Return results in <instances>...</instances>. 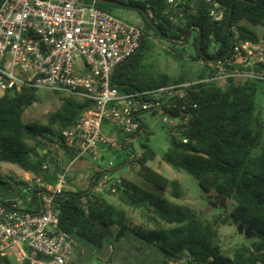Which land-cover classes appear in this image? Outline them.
Segmentation results:
<instances>
[{"label": "trees", "instance_id": "16d2710c", "mask_svg": "<svg viewBox=\"0 0 264 264\" xmlns=\"http://www.w3.org/2000/svg\"><path fill=\"white\" fill-rule=\"evenodd\" d=\"M168 1L123 2L139 9L136 11L143 19L146 34L139 50L113 75L111 85L121 94L147 92L172 83L187 82L184 76L174 78L157 74L153 66L147 64V57L155 48L151 32L162 40L166 37L181 40L186 36L182 44L170 41L175 47L180 46L172 50L175 55H181L189 39L194 37L198 61L225 56L234 44L241 41L259 42L264 39V0H214L225 11L224 20L218 23L211 20V6L205 0H188V4L182 6L186 11L193 4L194 13H187L179 23L172 22L166 14ZM2 3L3 0H0V7ZM96 6L112 15L118 8L107 3H97ZM141 11H151L152 21L158 30L146 22ZM258 28L262 30L261 34L256 31ZM214 47L218 50L216 55L211 54ZM205 77L206 70L198 79ZM259 84L234 81L197 84L186 89L185 98H175L164 105L172 117L191 116L190 122L181 130L187 144L171 137L162 122L169 136L164 161L174 169L193 176L206 192L214 191L216 195L212 198V206L227 210L229 202H234L235 207L230 214L226 212L218 219L205 223L192 209L152 194L122 177L121 182L116 184L118 192L113 196L127 207L167 224L165 229L135 227L124 207L92 193L104 177L105 172L99 168L91 178L89 189L65 190L58 196L56 204L61 229L75 241L82 239L96 250H105L111 255L116 243L135 235L161 249L165 254V264L171 261H185L186 264H264V120L257 113ZM37 102L38 90L34 88L25 87L21 92L8 90L1 94L0 165H15L47 183L56 184L57 175L62 171L51 157V145H58L73 159L60 142V135L77 124L80 116L92 107V102L69 96L58 111L48 116L45 124H26L24 114ZM142 124L143 133L138 137H126L121 149L129 150L130 144L139 140L143 154L134 159L139 177L159 192L169 193L176 200L181 199L183 191L179 180L169 179L149 165L156 160L157 153L151 146L153 132L146 116ZM130 153L134 154V151ZM44 166H47L46 170ZM119 167L109 173L115 174ZM16 184L24 188V182ZM23 188L19 200L28 212L34 213L38 209L36 205L40 192ZM29 196L35 203L28 202ZM7 201L10 200L0 199V203ZM219 224L250 229L253 240L250 244L238 246L232 255H228L217 242ZM106 264H112V260Z\"/></svg>", "mask_w": 264, "mask_h": 264}, {"label": "built area", "instance_id": "2783aa9c", "mask_svg": "<svg viewBox=\"0 0 264 264\" xmlns=\"http://www.w3.org/2000/svg\"><path fill=\"white\" fill-rule=\"evenodd\" d=\"M205 1L211 6V20L222 22L225 11L221 4ZM96 4L81 0H3L0 7V92H21L28 87L92 102L77 124L60 135V142L73 159L69 157L70 164L57 175V183L26 173L23 189L40 192L37 211L28 212L19 199L0 203V264H72L78 245L60 227L56 200L67 189L75 163L89 157L102 164L105 151L121 149L120 133L126 137L143 133L142 119L149 114L162 120L171 137L187 144L181 130L191 116L172 117L165 104L185 98L186 89L197 84L264 83L261 39L241 41L234 44L229 55L201 60L205 78L121 94L111 85L113 75L139 50L145 25L143 21H125L98 9ZM182 4H188V0L168 1L166 14L170 21L179 23L187 13H194L193 4L186 11ZM147 14L153 20L151 11ZM217 51L214 47L211 54ZM55 147L59 149L54 144L50 150L53 152ZM141 155L131 154L129 170L138 167L134 159ZM113 168L110 162L100 169L104 177L92 190L111 195L118 192L116 184L122 177L110 174ZM28 202L35 203L32 196ZM180 262L186 264H175Z\"/></svg>", "mask_w": 264, "mask_h": 264}, {"label": "rangeland", "instance_id": "374dc122", "mask_svg": "<svg viewBox=\"0 0 264 264\" xmlns=\"http://www.w3.org/2000/svg\"><path fill=\"white\" fill-rule=\"evenodd\" d=\"M114 15L131 23H139L143 21L139 12L134 9L128 10L117 8L114 10ZM256 31L260 34L262 33L260 28L256 29ZM150 34L151 40L155 44V48L153 53L148 55L146 62L153 66L155 73L169 75L174 78L184 76L187 81H193L198 79L204 72L205 67L203 62L201 60H196V48L193 45L194 37L189 39L188 44L185 46V51H183L181 55H175L174 52H172V50L176 49L174 44L170 43V41L157 38L154 32H151ZM165 48L169 49V51ZM1 94L2 92H0V96ZM67 97L68 96L65 94L40 90L38 92V102L24 114V122L26 124H45L48 116L58 111ZM256 101L257 113L260 114L264 120V83L259 84ZM146 118L153 132L151 146L157 153L156 160L149 165L169 179L179 180L183 191V197L181 199L176 200L173 199L169 193L159 192L154 186L139 177L137 168L128 169L130 164H132L130 152L134 151V154L136 155H141L143 152L140 141L137 139L130 144L129 150L120 149L118 151H105V160L102 164L93 162L89 157L75 163L71 169V177L67 182L66 190L89 189L90 181L94 176L95 171L99 170V168H106L107 165L112 162L115 167L120 166L114 174L115 177L126 178L152 194L161 195L178 205L192 209L205 223L218 219L226 212L230 214L234 210V202H229L227 210L212 206V198L216 195L214 191L206 192L200 186L199 181L193 176L185 171L174 169L164 161V155L169 148L168 131L164 128L161 119L155 118L150 114L146 115ZM114 130L118 132V129ZM120 139L122 140V144L126 139V135L120 133ZM256 153L259 154L260 151H256ZM51 157L54 160V164H56L61 170L67 167L71 161L61 149L56 147L53 150ZM25 176L26 172L17 166L1 164L0 199H20V190L23 188V185L18 187L16 182H25ZM92 193L115 205L124 207L128 211L129 217L135 227H144L147 229H165L167 227V224L159 219L148 217V215L142 211L133 210L127 207L116 196L108 193H97L94 190H92ZM217 232L218 245L228 255H232L238 246L250 244L253 240L252 235L248 237L245 236L244 233L240 234L238 227L235 225L219 224ZM76 242L78 246L72 260L74 264H105L102 259L103 256L107 255L105 250H96L92 245L79 238L76 239ZM112 256L113 259L111 258L108 261L110 262L112 260V264H165V254L161 249L149 245L135 235H130L127 238L122 239L119 243H116ZM172 263L173 262H169L168 264ZM177 264L185 263L180 262Z\"/></svg>", "mask_w": 264, "mask_h": 264}, {"label": "water", "instance_id": "95a60500", "mask_svg": "<svg viewBox=\"0 0 264 264\" xmlns=\"http://www.w3.org/2000/svg\"><path fill=\"white\" fill-rule=\"evenodd\" d=\"M81 1H83V2L107 3V4L114 5V6L118 7V8L139 10L134 5H129V4H126V3H123V2H120V1H116V0H81ZM141 13L143 14L144 19L146 20V22L150 26H152L154 29L158 30L156 25L154 24V22L149 19V16H148L147 12L141 11ZM233 13H234V6L232 7L231 13H230V20H229L228 29H227L228 31L230 30V25H231ZM201 38H202L201 32H199V39L201 40ZM185 39H186V36L183 39H181V40H177V39H172V38L166 37V40L173 41V42H178V43H184ZM231 51L228 53V55L231 53ZM238 229H239V233L240 234L244 233L245 236H248V237L251 236V230L250 229L244 230L242 226H239Z\"/></svg>", "mask_w": 264, "mask_h": 264}, {"label": "crops", "instance_id": "0c3cea01", "mask_svg": "<svg viewBox=\"0 0 264 264\" xmlns=\"http://www.w3.org/2000/svg\"><path fill=\"white\" fill-rule=\"evenodd\" d=\"M66 157L69 158L68 155H66ZM111 256H112L111 254H107L106 256H103V257H102V259L104 260V263H105V264L108 263L109 258H110ZM112 257H113V256H112ZM72 264H74V263L72 262Z\"/></svg>", "mask_w": 264, "mask_h": 264}]
</instances>
